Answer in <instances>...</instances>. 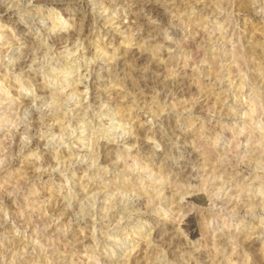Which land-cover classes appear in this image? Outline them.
Segmentation results:
<instances>
[{
    "label": "rangeland",
    "instance_id": "374dc122",
    "mask_svg": "<svg viewBox=\"0 0 264 264\" xmlns=\"http://www.w3.org/2000/svg\"><path fill=\"white\" fill-rule=\"evenodd\" d=\"M0 3V264H264V0Z\"/></svg>",
    "mask_w": 264,
    "mask_h": 264
},
{
    "label": "bare ground",
    "instance_id": "6f19581e",
    "mask_svg": "<svg viewBox=\"0 0 264 264\" xmlns=\"http://www.w3.org/2000/svg\"><path fill=\"white\" fill-rule=\"evenodd\" d=\"M81 1L82 0H35V3L41 4V5H54V4H60V3L61 4L71 5V4L79 3ZM111 1H113V0H111ZM142 10H144V11H142V14L139 15V17L141 16V22H142L141 23V26L144 29L150 28V26L153 23H158L159 21L161 22L163 20V17L161 16V13L159 11H157L156 9H152V8H149V7L146 6ZM0 11H2V12L5 11L3 9L2 3H0ZM71 31L73 33H75L77 30L76 29H72ZM62 39H61V37H58L55 40V42H59ZM30 57H31L30 51L29 50H26V49L25 50L23 49V51L21 52V55L19 56V62H17V64H18L17 66L18 67H23L24 65H26V63L28 62V60L30 59ZM124 59L131 60L133 66H134V71L139 72L142 64L147 59V56H146V54L143 51H138V50H133L132 49V50L129 51L128 56L126 58H124ZM120 62H121V60L117 63V65L119 64L121 66L123 64V62H121V63ZM158 68L157 67L156 68H154V67L153 68H147V67L145 68V70H144L145 78L143 77L144 78V81L141 82L143 87H151L153 85H164L165 84L164 77L159 72L161 69H158ZM161 138L164 139V136H161ZM145 145H147L146 142L141 141V145H140L139 148L140 149H144L143 147ZM112 151H113V149L110 147V145L101 144V153L103 154L104 157L109 158L111 156V154H112ZM194 199L197 200V198H193V200ZM188 217H187V220H185V222L182 223V224L184 225L185 229L187 230V233L191 235L194 232V228H193L192 218H190L191 215H189ZM156 231H159V233L162 232L161 228H156ZM159 233H157V235H155L154 237L155 238H158V241L161 242V241H163L165 239V235L162 236V235H159Z\"/></svg>",
    "mask_w": 264,
    "mask_h": 264
}]
</instances>
